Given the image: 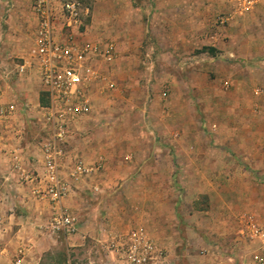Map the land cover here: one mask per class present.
I'll return each mask as SVG.
<instances>
[{"label":"rangeland","instance_id":"rangeland-1","mask_svg":"<svg viewBox=\"0 0 264 264\" xmlns=\"http://www.w3.org/2000/svg\"><path fill=\"white\" fill-rule=\"evenodd\" d=\"M78 1L75 34L114 47L101 64L112 88L94 92L69 151L102 167L66 206L74 235L53 233L37 183L14 178L17 198L3 201L0 171V264L17 259H4L3 246L24 258L33 248L40 264H115L116 236L139 229L164 249L166 264H253L250 235L264 230V0ZM36 25L32 0H0V85L41 101L36 74L17 71ZM11 105L5 119L17 111ZM28 119L26 145L38 146V120ZM137 139L154 143L145 174H112L117 147L126 146L125 159L145 151L131 148ZM30 165L21 174L35 175Z\"/></svg>","mask_w":264,"mask_h":264},{"label":"built area","instance_id":"built-area-1","mask_svg":"<svg viewBox=\"0 0 264 264\" xmlns=\"http://www.w3.org/2000/svg\"><path fill=\"white\" fill-rule=\"evenodd\" d=\"M32 4L37 21L33 46L17 71L19 75L30 71L36 74L47 104L41 105L42 136L38 145L40 155L36 159L39 168L35 175L34 172L26 174V181L40 185L34 194L51 207L53 233L74 235L78 222L65 205L70 182L90 178L102 165L100 162L97 166H88L69 149L74 129L93 110L94 92L112 88L101 74V64L112 59L114 47L82 41L75 34L83 10L80 1L32 0ZM14 110V105H0V116L5 117ZM66 165L67 179L64 177ZM92 190L99 191V187ZM250 238L256 242L253 264H264V230L254 227ZM112 244L115 264H166V252L143 229L118 235ZM22 254L13 264H24Z\"/></svg>","mask_w":264,"mask_h":264},{"label":"crops","instance_id":"crops-1","mask_svg":"<svg viewBox=\"0 0 264 264\" xmlns=\"http://www.w3.org/2000/svg\"><path fill=\"white\" fill-rule=\"evenodd\" d=\"M199 1L205 3V1H209V0H199ZM226 84L229 85L230 83L226 82ZM22 99L23 100L31 99L30 103L32 104V107L29 108V105L26 104L28 108L23 109L20 104ZM14 103L16 104V110H17L16 113H13L14 117H9L5 119L4 117L0 116V171L2 172L3 175L2 177L4 178V181H2L4 189L2 191V197H1L3 201L6 195L8 196L9 194L12 195L13 200L17 198L15 197L14 193L9 192V187L10 184H12V187H16V188L19 187L18 185L14 184V178L26 179V176H28L26 174L30 173V171L23 174H21L20 172L21 168H23L25 164L27 165L32 163V165L30 166L33 167L34 170H37L39 168V164L36 160L39 158L40 155L38 151V146L26 145L25 132L26 130L28 131L29 125L31 123L30 119L28 118H33V120L34 118H37L38 122L36 126L39 129V131L42 130L41 121H42L43 113L41 111L40 98L37 96L33 97V95H28V94L27 95L23 94V96L22 95L19 96L14 92L11 93L8 92L6 90V87L0 85V105L8 106ZM90 116L91 114L87 117L89 118ZM87 126L91 128L90 125ZM131 146H133L131 148L137 147L136 149L144 148L145 151H142V154L140 153V155L135 152H129L127 154L128 157H126L125 159V157L122 155L125 154L124 149L126 148V146L122 144L119 147H117V150L114 152V154L116 156L117 153V155L121 157L117 158L119 161L116 158H112V174L116 173L115 175H126V176L130 175V177L132 175L145 174L148 157L150 154L154 152V143L150 142V140L137 139L136 141L132 142ZM29 148H31L30 151ZM15 158L19 163L16 162ZM5 164L7 165V168ZM118 169H120V171ZM90 178H87L82 182H78V183L70 182L71 190L67 200L65 201V205L67 207L70 206V202H72L74 196H76L77 194L76 189L79 188L81 189L84 187V185H91L94 182V180L92 178L90 180ZM26 183L28 185H32L28 181H26ZM28 196L30 198L33 197V192L32 193L29 192ZM3 204L5 203L3 202ZM3 204L0 205L1 206L0 210H4ZM68 240H70V238ZM2 250H3V254L4 253L6 254V252H8L7 255L3 256L4 259H8V261H13L15 257H18L17 251H13V252L10 251L8 246H3ZM40 254L41 253H39V251L33 248L27 250V254L24 258L25 264H40L41 261ZM218 261L224 262V259Z\"/></svg>","mask_w":264,"mask_h":264},{"label":"trees","instance_id":"trees-1","mask_svg":"<svg viewBox=\"0 0 264 264\" xmlns=\"http://www.w3.org/2000/svg\"><path fill=\"white\" fill-rule=\"evenodd\" d=\"M206 50H209V49H206ZM41 102V105H46L47 104V99L43 93V99L40 101Z\"/></svg>","mask_w":264,"mask_h":264}]
</instances>
